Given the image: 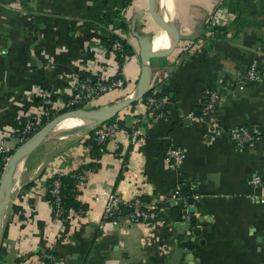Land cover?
I'll use <instances>...</instances> for the list:
<instances>
[{"label":"crops","instance_id":"crops-1","mask_svg":"<svg viewBox=\"0 0 264 264\" xmlns=\"http://www.w3.org/2000/svg\"><path fill=\"white\" fill-rule=\"evenodd\" d=\"M173 8L182 33H202L149 61L151 86L173 94L162 98L164 116L141 101L122 110L123 127L139 126L143 144L131 152L128 135L120 132L97 159L84 143L91 130L52 132L26 157L11 190L1 264H41L43 248L60 264H264V201L249 199L264 196V0H173ZM213 25L223 30L212 31ZM135 32L153 33L162 46L168 40L148 0H0V131L8 134V154L17 147L14 124L24 110L33 117L39 112L33 98L61 105L81 73L107 66L126 81L91 108L133 94L141 68ZM114 35L132 48L122 62L107 48ZM253 61L260 76L241 85ZM209 92L220 100L205 112ZM238 126L256 135L243 147L229 135ZM170 147L182 150L178 166L165 160ZM91 162L99 164L83 169L78 185L88 209L55 218L46 181ZM109 192L123 201L147 197L145 205H161L160 219L103 221ZM188 197L203 220L184 231L175 224L188 223L181 214ZM196 226L200 235L193 239Z\"/></svg>","mask_w":264,"mask_h":264},{"label":"built area","instance_id":"built-area-1","mask_svg":"<svg viewBox=\"0 0 264 264\" xmlns=\"http://www.w3.org/2000/svg\"><path fill=\"white\" fill-rule=\"evenodd\" d=\"M110 51L117 57V53L120 52L123 48L122 38H111ZM107 66H103L98 73H88L85 76L81 77L78 75L76 80L73 82L71 90L66 100H64L61 105L55 106L52 104L50 99L43 98L42 102L47 106V109L40 110L36 112L34 117L30 113L22 115L25 118L24 123L22 124L19 130H14L15 140L17 146L24 141H26L33 133H35L43 124V121H49L55 115L59 114L60 110H72L77 109L75 106H81L78 108H83L86 105L93 104L97 99L102 95L125 86V79L119 74L111 75ZM108 70V71H107ZM259 72L257 70L256 62L253 61L250 63L249 67L245 71L244 75L240 79V84L245 85L251 83L259 78ZM150 88L153 90L154 87ZM220 100L219 95L216 92H209L208 99L204 103L205 112L213 111V109L218 104ZM146 106L150 110H160L162 109L163 100L155 99L154 97H148L146 99ZM160 116H164V113L161 111ZM91 135L95 142L98 144H105L109 141L114 140L118 133L125 132L130 140L132 145L131 152H134L136 148L143 144L144 135L137 125H132L128 128H122L119 126L117 121H106L104 123L95 125L91 129ZM229 135L234 144L237 147H243L246 144L250 143L255 139L253 131H251L246 126H238L229 130ZM8 136L7 132L0 131V154L3 155L5 163L1 168L2 171L4 166L9 158L8 150L4 145V138ZM183 158L182 150L176 147H170L165 151V160L173 166H178ZM2 172L0 173V175ZM76 178L79 181L83 180V175L78 174ZM254 185L260 183V178L255 176L252 179ZM59 186L60 182L55 180L51 183V195L53 197L51 205L52 212L54 217L62 220L63 209L60 206V197H59ZM174 198L176 195H173ZM249 199L254 202H263L264 196L256 197L255 195H250ZM104 210H103V221L110 219L113 223H120L122 219L130 223H146L154 224L160 219L159 210L156 206H147L142 203L138 197L129 200L123 201L118 194L114 192L107 193L104 197ZM126 206L129 208L128 211L123 213V210L120 206ZM43 257L50 261V264H60L54 254L45 252Z\"/></svg>","mask_w":264,"mask_h":264},{"label":"water","instance_id":"water-1","mask_svg":"<svg viewBox=\"0 0 264 264\" xmlns=\"http://www.w3.org/2000/svg\"><path fill=\"white\" fill-rule=\"evenodd\" d=\"M148 12L151 14L152 18L155 20L156 24L160 29L167 33L170 44L165 49L154 50L153 49V33L149 35H138L134 33L137 37V43L139 47V58L141 63L140 77L138 79L137 88L135 92L127 97L115 101L110 105L102 108L90 110L85 108H77L72 110L63 111L45 124H43L35 133H33L26 141L19 144L14 151L10 154L2 174L0 176V233L2 227V219L5 209L8 204L9 196L11 190L14 186L16 180V174L19 165L24 163L26 157L32 152L40 143L49 138L52 132L55 131L56 126L66 118H79L85 120L87 123L80 130L91 129L95 125L109 121L111 118L119 114L122 110L131 106L142 99V97L147 93L151 84V66L149 61L154 57L165 56L172 52V50L182 41H194L201 36L199 34L188 33L184 34L181 32L179 25L174 22L172 18L165 19L164 16L159 13V5L156 0H148ZM198 116V112L196 113ZM77 131V130H76ZM69 133V132H65ZM187 203L189 207L182 210V219H187L188 223L178 222L175 224L177 229H182L184 231H189L191 229V223L201 222L203 220L202 216L196 215V207L193 204V198L188 197ZM192 238L200 235V227L196 226L192 228ZM191 239V240H193ZM193 244H188L189 249L193 248Z\"/></svg>","mask_w":264,"mask_h":264},{"label":"trees","instance_id":"trees-1","mask_svg":"<svg viewBox=\"0 0 264 264\" xmlns=\"http://www.w3.org/2000/svg\"><path fill=\"white\" fill-rule=\"evenodd\" d=\"M175 5H176V0H175ZM176 11V10H175ZM174 19L177 20L176 18V12L174 13ZM107 23H111V20L107 21ZM120 27H123L124 24L120 22L119 24ZM223 28L220 27L219 25H213L212 31H216V32H220L222 31ZM112 38H119L117 35H114ZM111 38L109 39V41L107 42V48L110 49L111 46ZM123 43V48L120 52L117 53L118 55V59L120 62L124 61V56L129 53L132 48L130 45H128L125 40H122ZM86 74H88L87 72L85 73H81L79 76L80 78L85 76ZM171 96L173 95L172 93H170L167 90H164L162 88L159 89H152L149 88V90L147 91V93L142 97V99L140 100L143 103H147L146 99L148 97H154L155 99H162L166 96ZM68 96H63V99L66 100ZM208 99V95H205L203 98L204 103L207 101ZM34 102L40 107V110H45L47 109V106L43 104L42 100H40L39 98L35 97L33 98ZM137 103V102H136ZM136 103H133L131 107H133ZM81 106H75V108H78ZM65 110H60L59 113L63 112ZM27 109L24 110V114H26ZM118 114L116 116H114L113 118H111L109 121H117L119 126L124 128L123 126V122L117 118ZM25 118L22 116L19 119V123H15L14 127L16 130H19L22 126V124L24 123ZM46 121H43L42 124H45ZM255 135V133H254ZM85 144H90L91 145V151L90 154L92 156V158L97 159L99 157V155L103 152L102 150V146L104 144H98L97 142L94 141L92 135H91V131L89 132L88 138L85 140L84 142ZM10 155V153L8 154ZM5 163V160L3 159V155L0 154V173L2 172V167ZM99 164V163H98ZM97 163H87L84 165H81L78 169L70 171L68 173H62V174H58L55 173L53 174L50 178H48V180L46 181V187H47V198L49 200L50 203H52L53 197L51 195L50 189H51V183L55 180H58L60 182V186H59V197H60V206L63 209V213H62V219L65 220L69 217V213L72 212H76V213H83L88 209V205L86 203H83L80 201L79 199V195H80V190L78 188V185L81 181H79V179L76 178V175L78 174H82V170L83 169H96L98 166ZM83 175V174H82ZM119 177H121V174L119 175ZM31 183H29L28 185H30ZM138 199L142 202H149V199L147 197L144 196H139ZM123 210V213L128 211L129 208L126 206H120ZM159 207H161V205H156V208L158 209ZM12 208L15 209V206H13ZM52 215L54 216V213L52 212ZM110 220V219H107ZM105 220V221H107ZM3 249L2 247H0V264L2 263V254H3ZM48 252L51 254H54V251L48 248H43L42 251H38V255L40 256L41 259V264H50V261L48 259H45L43 257L44 253ZM56 256V255H55Z\"/></svg>","mask_w":264,"mask_h":264},{"label":"bare ground","instance_id":"bare-ground-1","mask_svg":"<svg viewBox=\"0 0 264 264\" xmlns=\"http://www.w3.org/2000/svg\"><path fill=\"white\" fill-rule=\"evenodd\" d=\"M156 1L159 5V13H161L165 19H169L170 16H172L174 14L173 0H156ZM153 43H152V45H153L154 50L165 49L169 46L170 39L168 37L166 44H164L162 46V44H163L162 40L157 39V37H154ZM86 123L87 122L83 119L66 118V119L62 120L56 126L55 131L57 133L76 132V130L79 131L82 127H84L86 125ZM54 136H55V134H54ZM21 169H22V163L18 167L17 174H16L15 178H18V175L20 174Z\"/></svg>","mask_w":264,"mask_h":264},{"label":"rangeland","instance_id":"rangeland-1","mask_svg":"<svg viewBox=\"0 0 264 264\" xmlns=\"http://www.w3.org/2000/svg\"><path fill=\"white\" fill-rule=\"evenodd\" d=\"M173 20H174V22H175L176 24H178L177 20H175V19H173ZM99 106H100V105H99ZM99 106L91 108V107H92V104H90V105H86V106L83 107V108H85V109H90V110H94V109L101 108V107H99ZM119 115H120V114H118L117 118L119 117ZM85 130H86V129H85ZM87 130L89 131L90 129H87Z\"/></svg>","mask_w":264,"mask_h":264}]
</instances>
